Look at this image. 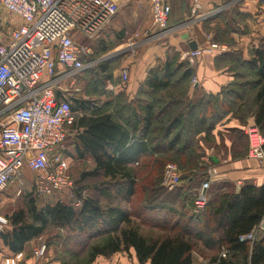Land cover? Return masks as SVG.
<instances>
[{
	"label": "trees",
	"instance_id": "16d2710c",
	"mask_svg": "<svg viewBox=\"0 0 264 264\" xmlns=\"http://www.w3.org/2000/svg\"><path fill=\"white\" fill-rule=\"evenodd\" d=\"M240 15L223 11L213 29L205 24V30L213 32V42L229 49L216 54L217 66L234 75L218 94L194 88L195 70L172 46L148 70L133 98L125 91L106 90L105 82L113 80L117 66L114 61L97 62L74 74L76 87L64 96L76 115L67 137L74 148L64 154L85 168L74 182L72 197L68 191L37 196L34 178H26L31 182L29 199L25 208L7 216L10 225L0 237L3 246L13 254L24 252L55 227L70 232L75 241V250L67 248L70 258H60L61 264H75L80 251L86 254L84 264H94L99 257L130 254L132 249L139 264H194L193 253L201 247L210 251L211 264H264V237L241 239L264 218V185L246 182L237 189L230 181H214L204 212L187 209L188 199L194 205L191 187L207 180L208 170L215 166L208 152L223 150L227 155L222 137L218 144L215 136L219 125L233 118L243 126L226 135L234 160L248 154V119H254L264 137V37L245 59L232 38V33L241 32L238 18L246 16ZM114 47L97 42L91 60ZM57 97L61 98L59 92ZM89 159L93 167H88ZM168 162L181 172L182 185L174 191L162 185ZM98 178L99 185L86 184ZM90 189L93 195L87 194ZM138 196L141 203L136 207L132 203ZM39 198L56 201H40L39 206ZM137 221L157 230L145 232Z\"/></svg>",
	"mask_w": 264,
	"mask_h": 264
},
{
	"label": "built area",
	"instance_id": "2783aa9c",
	"mask_svg": "<svg viewBox=\"0 0 264 264\" xmlns=\"http://www.w3.org/2000/svg\"><path fill=\"white\" fill-rule=\"evenodd\" d=\"M173 0H150L152 26L150 34L159 36L169 31ZM191 1V18L204 14V0ZM232 1V0H206ZM264 4V0H257ZM0 195L24 170L35 175L34 193L47 197L56 191H68L72 197L75 183L70 172L69 158L64 145L69 136L68 126L75 121L65 95L57 97L52 86L40 88L47 77L58 79V68L68 77L102 61L91 60V45L110 25L119 11L118 0H0ZM9 14L10 16H4ZM151 35L148 38L152 37ZM132 40V39H131ZM127 43L130 53L136 45ZM209 42L195 51L182 54L181 59L191 66L207 56L227 53L228 46ZM139 45V44H138ZM64 77V75H63ZM121 81H129L124 69ZM193 78L192 85L196 84ZM251 158L264 161V137L257 127L246 129ZM216 170H208V179L196 190L193 213L204 212L208 190L215 181ZM181 172L175 163H168L163 174V186L169 191L180 185ZM76 205H80L77 202ZM7 216L0 212V237L9 227ZM256 240V231L242 237ZM45 246L33 249V256L42 259ZM226 256V251H221ZM24 252L4 259V264H20Z\"/></svg>",
	"mask_w": 264,
	"mask_h": 264
},
{
	"label": "crops",
	"instance_id": "0c3cea01",
	"mask_svg": "<svg viewBox=\"0 0 264 264\" xmlns=\"http://www.w3.org/2000/svg\"><path fill=\"white\" fill-rule=\"evenodd\" d=\"M205 11L200 17L192 19L190 9V0H173L171 2L172 12L169 18V31L163 35L151 36L147 40L141 42L140 46L134 52H125L121 54L114 62H116V67L113 71V80L108 81V88L113 93H119L125 91L126 94L133 98L139 89L140 84L146 79L148 70L152 68L157 59H163L165 52L168 47H175L182 54L191 50L190 44L195 41L197 46H203L209 42L208 36H211L213 40V32H207L205 30V24H208L210 29H213L216 25L218 14L223 11L228 14H232V11L239 16L245 15L246 17H239V27L241 29L240 33H232V38L236 42L235 49L241 51L245 59L249 58V51L251 46L257 45L259 39L264 37V4L259 3L257 0H232V1H213L212 3L204 0ZM119 11L110 25L102 32L96 41L97 42L111 44L115 43V47L108 51L106 56H113L115 53L120 52L127 48V44L119 41V38L123 36L122 30L125 29V24L120 21L121 14ZM135 16V14H133ZM133 16V17H134ZM150 18L152 22L151 12ZM152 26V25H151ZM197 30L200 34L193 35V32ZM93 46V47H96ZM185 46L188 48L185 49ZM101 57V58H104ZM216 55H207L192 65L195 70V76L197 83L194 84V88L209 93L218 94L221 88L229 84L233 80V73L228 71L227 68H220L216 64ZM127 69L129 72V81L126 85H118L121 81V72ZM58 79L56 81H51V79L45 77L40 83V88L47 86H52L56 89L61 96L66 95L69 90L66 87V81L72 77L66 78L69 74L63 71L61 68L57 70ZM64 75V77H63ZM70 85H74L71 81ZM255 127L254 119H248L247 128ZM243 126L240 125L239 121L233 118H228L226 122L219 125L215 131V136L217 143L221 142V137L224 142V146L227 151L217 152L216 150H210L208 156L215 157L218 161L215 162L213 167L216 170L215 181H230L234 183L237 189L246 183L251 182L254 185L261 186L264 185V161L259 162L258 160L251 158L248 154L243 158L234 160L231 158L230 148L231 141L227 138L231 129H242ZM246 134V132H245ZM248 137V136H247ZM67 142V141H66ZM249 143V140H248ZM64 153L73 151L74 146H66L67 150ZM89 167H93L92 160H88ZM256 240L264 237V218L260 225L256 228ZM35 242H30L24 250L25 258L20 262V264H59L53 259L48 257L44 260L36 259L33 254L30 253L29 246ZM4 255L0 252V264H4V259L13 255L7 247H4ZM8 253L11 255L7 256ZM194 264H211V257L204 255H197L193 253ZM94 264H139L135 251L132 249L130 254L127 253H116L109 258L99 257ZM149 264V263H147Z\"/></svg>",
	"mask_w": 264,
	"mask_h": 264
},
{
	"label": "rangeland",
	"instance_id": "374dc122",
	"mask_svg": "<svg viewBox=\"0 0 264 264\" xmlns=\"http://www.w3.org/2000/svg\"><path fill=\"white\" fill-rule=\"evenodd\" d=\"M118 2H119V8H120V12H121V13H119V15L121 14L120 21L122 22V24H125L124 26H127V27H125V29L122 30V32H123V36L121 37L123 39L122 43L127 44V43H129V40L132 39L131 41L133 43L137 44L136 48H135V50H136L137 47L140 46L141 42L144 40H147L148 36L151 35L149 33L151 25H152L151 18H150V0H118ZM1 12L2 11L0 8V13ZM133 14H135V16ZM4 16L9 17L10 15L4 14ZM198 34H200L199 30H197L196 32H193V35H198ZM121 38H119V39H121ZM118 42H119V40H118ZM114 44L111 43V44H109V46H112ZM93 46H94V44H93ZM187 48L188 47L185 46V49H187ZM135 50H133L132 52H134ZM94 52H96L95 48H94ZM110 61H111L110 59L109 60H103L102 63L103 62H110ZM71 81L74 82V85H70ZM105 85H106V90L110 91V89L108 88V86H109L108 81L105 82ZM66 87L69 90V92H72V90H74L76 87V79H72V78L68 79V81H66ZM84 98L87 99V98H92V97L85 95ZM65 144L67 147L70 146V141H67ZM66 146H65V150H67ZM69 162H70L69 174H70L72 180L75 182V180H78L79 174L81 173V171L84 170L85 165L83 166L82 163H80L74 159H72V160L69 159ZM163 171H162V173H163ZM34 177H35V175L33 173H30V171L28 172V170H24L22 178L17 179L14 183H12L9 186V188L3 194L0 195V212L2 214H4L5 216H9L13 212L26 207V203L29 199L27 194L29 193V191H31V182H29V181L27 182L26 178H28V180H30ZM161 179H162V185H163V175H161ZM100 182H101V179L98 178V179L88 180V182L86 184L94 187L95 185H99ZM203 182L204 181H201L200 183L197 182L196 185L191 187L190 192H191L192 199H194L196 190L202 185ZM181 185H182V183L179 186L181 187ZM179 186H177L175 189H177ZM210 188H211V186H210ZM165 189H167V188H165ZM174 190H172V191H174ZM87 194L93 195L94 194L93 189L88 190ZM39 199L40 200H37L38 201L37 204L39 206L42 205V203H40V201L44 202V203H47V202L54 203L56 201L55 198H51V199L39 198ZM188 201L190 202L189 199H188ZM189 202H187V209L192 208V210H193V206H192L193 201H192L191 205L189 204ZM140 203H141V199H140V196H138L136 199H134V203H132V204H133V206L135 205L136 207H138L140 205ZM137 222L140 223V221H137ZM140 225H141V229H143L145 232L157 230L155 228L152 229V227L150 228L147 225L143 226L142 223H140ZM73 237L74 236L71 235V233L68 232L67 230L51 227L46 231L43 238L36 239L35 242L29 246L30 247L29 250H30V253L32 254L34 248L45 246L46 249H45V255H44L43 259L45 260L48 257L49 259H53V260L57 261L59 264H61L60 258H62L64 260L70 258V256L68 254H66L67 248L71 247L70 250L72 248H73L72 250H75L74 247H72L73 244L75 243ZM68 238H72V241L68 242L67 241ZM4 249L5 248H3V243H2V241H0V252H2L4 255H6L3 252ZM209 252L210 251H208L207 249L201 247V249L199 251H196L195 253L197 255H201V256L204 254L206 256H210L211 253H209ZM9 255H11V253L7 254V256H9ZM85 260H86V254L84 253V251H80L78 253L75 264H84Z\"/></svg>",
	"mask_w": 264,
	"mask_h": 264
},
{
	"label": "water",
	"instance_id": "95a60500",
	"mask_svg": "<svg viewBox=\"0 0 264 264\" xmlns=\"http://www.w3.org/2000/svg\"><path fill=\"white\" fill-rule=\"evenodd\" d=\"M156 37V36H155ZM197 43L195 42V41H193L191 44H190V48H191V50L192 51H195L196 49H197ZM128 50H126V49H124V50H121L120 52H117V53H115L113 56H107L106 58H104L103 60H111V61H114V60H116L121 54H123V53H125V52H127ZM100 61H102V60H100ZM212 160L214 161V162H216L217 163V159L215 158V157H212Z\"/></svg>",
	"mask_w": 264,
	"mask_h": 264
}]
</instances>
